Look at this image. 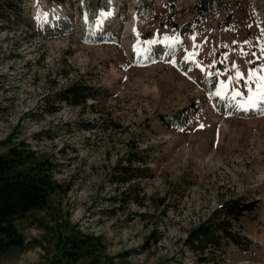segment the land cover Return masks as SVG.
<instances>
[{"label":"rangeland","instance_id":"rangeland-1","mask_svg":"<svg viewBox=\"0 0 264 264\" xmlns=\"http://www.w3.org/2000/svg\"><path fill=\"white\" fill-rule=\"evenodd\" d=\"M11 1L0 15V154L30 151L55 187L14 220L24 242L0 264H264V103L238 107L257 96L245 79L264 64L248 62L264 46V0L202 12L203 0ZM73 83L94 85L85 103L60 100ZM193 103L185 126L162 120ZM130 143L150 147L154 176L122 204L111 173ZM234 199L259 201L239 219L219 214L253 243L221 236L191 250L189 231ZM69 237L89 242L68 255Z\"/></svg>","mask_w":264,"mask_h":264},{"label":"trees","instance_id":"trees-1","mask_svg":"<svg viewBox=\"0 0 264 264\" xmlns=\"http://www.w3.org/2000/svg\"><path fill=\"white\" fill-rule=\"evenodd\" d=\"M211 2L216 3L210 5ZM227 3L228 0H203L198 8L199 12L207 9L217 11ZM14 7L15 4L11 0H0V15H3L4 10ZM84 87L91 89L94 85L73 83L62 88L57 94L61 95L60 100L67 103H85L89 95ZM199 110L198 105L193 103L172 115L162 116V120L168 126H185ZM33 155L30 151H22L15 147H12L7 155L0 154V251L23 244L24 239L14 225V220L24 216L31 209L45 207L54 190L55 185L47 162L37 161ZM150 157V147L130 143L128 152L112 168L111 182L119 187L122 204L127 203L132 197L133 189H136L134 193L136 198H140L143 188L140 180L154 176ZM115 198V196L112 197V199ZM258 206V199L251 202L234 199L220 205L206 220L201 221L189 231L185 240L186 244L191 250L204 253L212 246L216 248L221 246L220 237L223 236L232 238L236 244L247 249L248 244L253 243L252 239L232 231L231 221L220 219L219 214L223 213L225 218L239 219ZM88 242L83 237H69L65 245H69L70 249L66 252L68 255H74Z\"/></svg>","mask_w":264,"mask_h":264},{"label":"snow or ice","instance_id":"snow-or-ice-1","mask_svg":"<svg viewBox=\"0 0 264 264\" xmlns=\"http://www.w3.org/2000/svg\"><path fill=\"white\" fill-rule=\"evenodd\" d=\"M45 15H47V14H45ZM108 15H111V13H108ZM89 19L90 18L87 16V14H85V22H87ZM262 34H264V32H262ZM168 39H170V38L164 37V40H168ZM195 39H196V37H195V35H193L192 40L195 41ZM146 43L155 44V43H157V41L151 40V41H146ZM247 43H248V41H245V44H247ZM193 46L196 47V45H193ZM241 55H246V53H244L242 51ZM252 55L256 59L248 61L250 64H255L257 60L264 59V46H261L259 56H257V54L255 52H253ZM186 59H187V57H186ZM173 63H175V61H173ZM197 66L199 67V63L197 64ZM201 71H203L202 68H201ZM261 72H264V64H260V66L258 68L254 67V68L250 69V71L248 73V77L245 79V88L248 89V93L250 94L253 91L252 86L254 85L257 96H256V99L249 102L246 107L243 104L238 105V107L243 108V110H248L249 108H253V107H259L261 105V103H264V75L254 76L255 73H261ZM237 77L238 78L240 77V73H237ZM216 95L219 96L220 93L217 92ZM236 95L237 96L243 95V93H236ZM201 127H204V125H201Z\"/></svg>","mask_w":264,"mask_h":264},{"label":"bare ground","instance_id":"bare-ground-1","mask_svg":"<svg viewBox=\"0 0 264 264\" xmlns=\"http://www.w3.org/2000/svg\"><path fill=\"white\" fill-rule=\"evenodd\" d=\"M116 12L115 8H113L109 13H111V15H105V19H109L113 16V14ZM258 13H259V17L263 18L264 15L260 12V10H258ZM262 75H264V72H262Z\"/></svg>","mask_w":264,"mask_h":264}]
</instances>
